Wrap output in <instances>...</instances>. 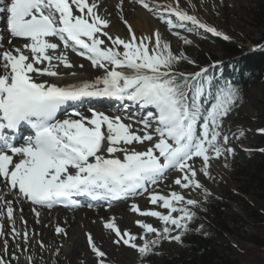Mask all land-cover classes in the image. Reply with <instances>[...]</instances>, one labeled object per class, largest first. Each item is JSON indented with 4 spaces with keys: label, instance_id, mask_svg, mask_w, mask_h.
<instances>
[{
    "label": "snow or ice",
    "instance_id": "obj_1",
    "mask_svg": "<svg viewBox=\"0 0 264 264\" xmlns=\"http://www.w3.org/2000/svg\"><path fill=\"white\" fill-rule=\"evenodd\" d=\"M136 2L184 45L192 41L180 30H203L229 39L181 7L180 0ZM0 4L9 45L0 44V237L10 235L22 241L24 250L29 244L22 209L19 220L24 228L16 227L14 201L28 202L35 222L40 223V209L76 205L75 196L105 201L110 207L113 201L147 193L151 205L166 211L142 210L136 203L130 210L139 217L156 218L162 226L137 219L134 223L141 232L135 234L121 228L115 217L108 218L103 228L113 243L137 250L143 259L159 254L155 249L162 241L182 242L195 218L193 209L199 206L183 190L201 189L207 197L198 176H210V161L235 152L229 146L233 137L225 131L224 121L241 100L240 88L225 80L212 92L207 67L194 73L178 71L182 63L195 62L183 51L174 52L158 29L138 37L121 16L129 38L113 37L107 30L110 19L98 11L99 0H0ZM123 4L124 0H118L115 5L120 13ZM13 40L22 43L13 46ZM69 52L89 60L103 75L92 81L55 82L65 75H77L60 70L74 67ZM211 67L219 68L220 62ZM239 70L234 66V71ZM92 98L125 101L126 109L152 110L140 119L142 128H134L121 115L94 108L86 114L75 107ZM69 105L71 111L66 110ZM24 128L31 134L23 135ZM258 131L264 134V129ZM233 136L242 138L244 132ZM197 160L200 168L195 166ZM173 170L179 175L172 183L182 191L166 195L150 191L151 185ZM5 194L12 199H5ZM4 219L11 226L8 233ZM54 231L66 235L59 225ZM86 240L97 264H106V253L92 233L86 234ZM3 243L0 264H11V260L19 264L15 252L11 260L5 258L8 240ZM39 244L45 247L43 241ZM32 261L28 256L27 264Z\"/></svg>",
    "mask_w": 264,
    "mask_h": 264
},
{
    "label": "rangeland",
    "instance_id": "obj_2",
    "mask_svg": "<svg viewBox=\"0 0 264 264\" xmlns=\"http://www.w3.org/2000/svg\"><path fill=\"white\" fill-rule=\"evenodd\" d=\"M195 8L198 13L204 18V22L209 26L215 27L219 32L227 35L229 40H240L243 37L250 39H260L262 34L257 26H254L249 17V8L252 6L248 0H194ZM184 8L193 12L194 7L188 2H184ZM161 25V35L164 40L169 41L172 45L174 52L184 51V44L182 40L178 39L173 35L165 24L160 20H156ZM125 38H129L128 28L125 25ZM181 31L182 36H186L192 41L190 48V54H186L187 57L196 55L203 51H212L217 62L225 59L224 55L220 51L217 45H213L207 42L206 39L202 38L203 34L207 33L203 30L194 32ZM211 34V33H210ZM213 35V34H212ZM141 36V35H140ZM223 38L222 36H218ZM247 46H252L251 43H246ZM264 99V81L261 80L259 83L252 88L245 98H241L237 106L233 109L230 115L224 121L225 131L233 138L229 140V146L235 149L234 154H225L219 159L210 161V176L205 177L199 175L198 179L207 190L208 195L211 197H221L224 195H231V193H237L239 196L230 203V207L227 210L228 217L224 218V224L227 226L226 232L229 239L228 247L232 250V256L235 257V250L246 248L251 251L253 245L247 243L246 239L256 234L255 228L252 223L248 222L250 212H253V208L264 206V201L260 199L256 194L252 192L242 193L241 187L247 184V176H245L239 167L245 166L250 162L244 152L258 150V138L255 136L258 131V127L253 125V119L256 113V106L259 101ZM239 130H243L244 136L247 137V141H241V139L235 138L234 133H238ZM137 150H140L137 148ZM143 150V149H142ZM234 164V165H233ZM236 164H240L237 167ZM195 166L201 167V162L196 161ZM167 176L162 180L167 183ZM175 191H182L179 187H176ZM183 194L186 198L195 199L201 202L205 199L204 191L201 189L195 190H183ZM136 197L130 198V202L122 205L127 206V212H131L130 205L132 200ZM156 210L166 211L164 209L156 208ZM73 214V213H72ZM138 217L137 214H135ZM148 223H152L155 227L160 228L161 222L156 218L148 217L144 219ZM131 232L139 234V229L135 224L131 228ZM176 233H173L175 235ZM30 242L26 247L30 256L33 257L32 264H45L49 262L52 257L60 255L64 258L67 264H97L94 254L85 250V247L81 252H73V242L70 235L66 234L65 237L53 236L46 244L45 247L41 248L36 237L33 236V232L29 231ZM244 237V239H243ZM8 240V254L5 256L6 259L11 260V254H15L21 258L22 254L25 253V245L22 241L13 240L11 237L6 238ZM4 239L0 237V254H3V243ZM139 243V241H137ZM20 244V248L16 247V244ZM57 249L59 251L57 252ZM106 253V264H143L141 257L137 250L123 245H117L113 243V238L108 237L106 244L102 245L101 248ZM159 249L166 254H177L181 248L179 242L175 241H162ZM257 252L253 255L257 256ZM249 257V255H248ZM247 258V256H246ZM256 262H261L262 259L251 258ZM242 262L246 261L245 257H241ZM17 264V261L14 260ZM20 264V259H19ZM255 264V263H254Z\"/></svg>",
    "mask_w": 264,
    "mask_h": 264
},
{
    "label": "trees",
    "instance_id": "obj_3",
    "mask_svg": "<svg viewBox=\"0 0 264 264\" xmlns=\"http://www.w3.org/2000/svg\"><path fill=\"white\" fill-rule=\"evenodd\" d=\"M252 5L249 8V17L254 26L260 30V39H250L243 37L240 40H225L203 34L208 43L217 45L224 55L221 75L226 80H232L241 90V98H245L249 91L254 88L259 81H264V0H248ZM246 43H251L255 49L250 48ZM190 45L184 46L186 54H190L193 48ZM195 63H182L177 69L184 73H194L200 68L208 67L215 61L214 53L211 51L199 52L189 57ZM234 66L239 71H234ZM219 78L220 75L216 74ZM216 75H214L216 77ZM256 113L253 125L259 129H264V99L256 106ZM245 133V132H244ZM258 150L244 152L250 158V162L240 168L241 172L247 176V184L241 187L242 193L252 192L264 201V134L257 131ZM247 141V137L240 138ZM234 165V164H233ZM239 195H222L221 197L207 196L199 202V206L194 208L195 218L190 223L189 232L179 242L181 250L177 254H166L161 249L156 248L159 254H152L146 258H141L143 264H264V206L254 207L253 212L248 214L249 223L255 228L256 234L246 239L247 243L253 245L251 251L246 248L235 250L236 256H232V250L228 247L227 226L223 217H228L227 210L230 203ZM244 239V237H243ZM257 252V256L253 255ZM249 255V257H248ZM246 261L243 263L241 257ZM247 256V258H246ZM262 259L256 262L251 258ZM11 264H16L11 260ZM45 264H67L60 255L52 257Z\"/></svg>",
    "mask_w": 264,
    "mask_h": 264
},
{
    "label": "bare ground",
    "instance_id": "obj_4",
    "mask_svg": "<svg viewBox=\"0 0 264 264\" xmlns=\"http://www.w3.org/2000/svg\"><path fill=\"white\" fill-rule=\"evenodd\" d=\"M158 3L161 4H167L170 3L171 0H157ZM184 2L190 3L192 7H194L193 12L190 14H195L202 22H204V18L198 13V11L195 8L194 0H180L181 7H184ZM118 3V0H99V8L98 11L101 15L108 16L110 19V26L107 30H109L110 34L115 36H120L121 38H125V24L123 23V20L121 19V16L124 20L128 21V24H130L135 31L136 35L139 37L140 35H151L155 30L161 31V25L158 24L156 20H159L157 17L153 16L152 13L148 12L147 10L143 9L136 0H124L123 4V12L120 13L115 5ZM0 6H3L0 4ZM205 23V22H204ZM6 20H5V14L0 13V43L5 45L7 48L9 47L8 43L4 39L6 36ZM13 46H19L20 42H15L13 40ZM106 44L108 42L106 41ZM69 57L72 63L74 64V67L71 70L63 69L60 70L62 72L67 73L68 71H75L77 73L76 77H72L69 75H65L62 79L57 80L55 82L63 85L65 83H76L80 80H88L92 81L97 76L103 75L102 69H97L91 66V63L89 60H87L84 57H81L75 53L69 52ZM79 65H83V68H80ZM55 80V78H53ZM89 101L97 102L99 100H95V98L89 99ZM121 103L123 101H120ZM110 106H113V104H108ZM75 107L79 110L84 111L87 114V110L89 108H94L98 111H104L106 114L109 115H121L122 118L126 123H133L134 128H142V125L139 123L140 119L144 116H146L147 111L152 110L151 108L145 109L140 111V115L137 113L139 110H136L137 108L135 106H132L129 111H119L117 109L108 108L106 103L104 101L97 102L96 104H92L91 107H85L82 104H77ZM67 111L72 110V106L69 105L66 107ZM136 111L134 113L133 111ZM63 118V116L61 117ZM131 118V119H130ZM27 135V133H24ZM140 150L142 148L138 147ZM179 175V173L175 170L170 171L167 176V183L164 181H158L156 185H152L151 189L152 191H158L163 194H168L170 191H175L176 187L172 181ZM5 199H12L10 195L5 194ZM130 199V198H129ZM127 199L125 201H119V202H112L111 206H108V203L105 201L99 200V204L92 203L90 200V197L88 198L86 207L82 209H76L71 212L64 211L58 209L56 206H54L52 209H40L41 216H40V223L35 222L34 214L31 211V206L28 202L24 203H17L14 201L15 209H16V218H17V224L16 227L19 230H23L24 225L20 222L19 216H20V209L23 210L22 215L25 220H27V229L30 232L35 233L33 235L38 240L43 241V243H47L54 235L65 237L64 234L57 235L54 231L55 227L57 225L63 227L65 229L66 234L70 235L73 242V252H81V250L85 247L86 251H89V246L87 244L86 240V234L92 233L93 237L95 238V242L98 246L102 248V245L106 244V240L108 237L113 238L107 230L103 228V222L107 220L108 218L115 217L117 219L118 224L121 228H127L129 231H132L131 228L134 222L137 219H148V217H134L135 213L133 212H127V206H123L126 203H129L130 200ZM132 203H136L140 206L142 210L149 209V208H156V206H153L150 204L148 199V194H141L140 197H136L134 201H131ZM73 213V214H72ZM4 225V231L6 233L10 232V224L7 221V219H4L3 221ZM11 237L10 235L6 237H1L3 239ZM30 242V241H29ZM30 256L28 250H25V253L22 254L20 258V264H27V257Z\"/></svg>",
    "mask_w": 264,
    "mask_h": 264
}]
</instances>
